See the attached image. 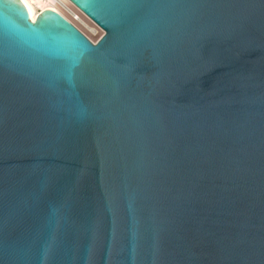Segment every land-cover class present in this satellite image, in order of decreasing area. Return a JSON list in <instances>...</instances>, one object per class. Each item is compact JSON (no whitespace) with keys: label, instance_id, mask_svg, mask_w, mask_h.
Listing matches in <instances>:
<instances>
[{"label":"water","instance_id":"1","mask_svg":"<svg viewBox=\"0 0 264 264\" xmlns=\"http://www.w3.org/2000/svg\"><path fill=\"white\" fill-rule=\"evenodd\" d=\"M0 264H264V0H0Z\"/></svg>","mask_w":264,"mask_h":264},{"label":"bare ground","instance_id":"2","mask_svg":"<svg viewBox=\"0 0 264 264\" xmlns=\"http://www.w3.org/2000/svg\"><path fill=\"white\" fill-rule=\"evenodd\" d=\"M25 7L28 10L30 18L33 20L38 12L39 9H42L43 6L47 3L53 5L51 0H21Z\"/></svg>","mask_w":264,"mask_h":264},{"label":"built area","instance_id":"3","mask_svg":"<svg viewBox=\"0 0 264 264\" xmlns=\"http://www.w3.org/2000/svg\"><path fill=\"white\" fill-rule=\"evenodd\" d=\"M56 1H57V0H51V3L54 4ZM41 10H42V9H39L38 12L41 11Z\"/></svg>","mask_w":264,"mask_h":264}]
</instances>
